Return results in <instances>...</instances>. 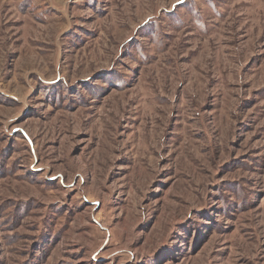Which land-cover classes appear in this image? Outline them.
<instances>
[{"label": "rangeland", "instance_id": "rangeland-1", "mask_svg": "<svg viewBox=\"0 0 264 264\" xmlns=\"http://www.w3.org/2000/svg\"><path fill=\"white\" fill-rule=\"evenodd\" d=\"M0 264H264V0H0Z\"/></svg>", "mask_w": 264, "mask_h": 264}]
</instances>
